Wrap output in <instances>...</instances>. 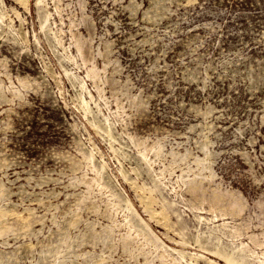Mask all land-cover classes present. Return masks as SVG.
<instances>
[{
  "label": "rangeland",
  "instance_id": "obj_1",
  "mask_svg": "<svg viewBox=\"0 0 264 264\" xmlns=\"http://www.w3.org/2000/svg\"><path fill=\"white\" fill-rule=\"evenodd\" d=\"M0 264H264V0H0Z\"/></svg>",
  "mask_w": 264,
  "mask_h": 264
},
{
  "label": "bare ground",
  "instance_id": "obj_2",
  "mask_svg": "<svg viewBox=\"0 0 264 264\" xmlns=\"http://www.w3.org/2000/svg\"><path fill=\"white\" fill-rule=\"evenodd\" d=\"M77 47V51H81V53H82V55H84V56H86L87 55V49H86V46H84L83 48H81V47H79V46H76ZM82 58H84V57H82ZM86 59V58H85ZM84 59V60H85ZM92 73V72H91ZM137 104V103H136ZM235 203V202H234ZM243 245V244H242Z\"/></svg>",
  "mask_w": 264,
  "mask_h": 264
}]
</instances>
